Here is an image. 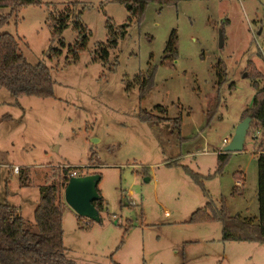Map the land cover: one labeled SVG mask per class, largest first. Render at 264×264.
Masks as SVG:
<instances>
[{"label":"rangeland","instance_id":"obj_1","mask_svg":"<svg viewBox=\"0 0 264 264\" xmlns=\"http://www.w3.org/2000/svg\"><path fill=\"white\" fill-rule=\"evenodd\" d=\"M77 1L91 32L77 56L76 16L55 40L48 20L75 0L25 6L0 28L55 79V97L0 88V203L17 205L36 230L41 186L61 182L64 167H77L102 175L106 206L94 221L66 202L64 242L79 264H264V242L226 241L219 220L190 222L196 210L212 200L220 207L223 198L233 215L259 220L263 131L253 120L245 148L215 172L225 140L253 103L252 75L264 86V0L150 1L106 60L98 49L109 38L108 20L119 30L129 11L111 0ZM8 11L0 7V15ZM173 36L177 54L166 58ZM138 75L152 77L145 97ZM142 109L169 119L152 124ZM26 176L29 185H22Z\"/></svg>","mask_w":264,"mask_h":264},{"label":"trees","instance_id":"obj_2","mask_svg":"<svg viewBox=\"0 0 264 264\" xmlns=\"http://www.w3.org/2000/svg\"><path fill=\"white\" fill-rule=\"evenodd\" d=\"M123 4L129 11V19L120 25L116 30L114 24L108 20L109 38L107 42L101 43L98 49L99 57L106 60L109 57L110 49L117 47L118 39L124 38L128 28L134 19L141 18L146 6L150 1L160 5L176 4L182 0H111ZM42 0H0V7H9V11L0 15V28L7 25L14 14H18L22 8L28 5H40ZM72 3V2H71ZM69 4L60 12H51L49 16L50 26L54 30L53 40L62 34L69 26L71 18L75 28L80 31V37L74 47L75 55L85 49L91 32L82 22L81 14L76 12L78 1ZM177 54L176 38L173 36L166 48V58H175ZM115 64V63H114ZM115 69V68H114ZM250 74L249 76H251ZM260 75L253 76L254 87L257 89L253 103L246 108L242 120L252 116L255 122V130L262 129L259 143L258 164V197L260 217L258 222L241 217L239 214H232L226 206L225 199L217 207L214 201L208 202L204 207L196 210L190 222L221 221L223 224V239L226 241H258L264 242V86L259 83ZM140 86L142 97H145L152 86V77L138 75L134 79ZM55 79L50 68L44 63H33L28 60L21 51L20 42L10 32L0 33V88H7L15 94H27L36 97H55ZM157 111L165 109L162 105L156 107ZM142 119L159 125L169 118L160 115L158 112L142 109ZM177 119V118H176ZM175 120V119H174ZM177 123V120H175ZM257 134V133H256ZM231 152H222L218 156V166L215 174L222 172L228 155ZM178 164L169 162L168 165ZM192 178L202 181L200 174L187 165H182ZM81 168L64 167L59 183H46L41 186V197L35 209V221L37 229L30 228L25 217L17 205L9 202L0 203V264H79L67 255V248L64 242V214L66 210L65 188L71 176L76 172L82 174ZM22 172V171H21ZM60 173V171H59ZM87 174H91L88 172ZM238 176V175H237ZM209 177H212L209 176ZM236 179H241L236 177ZM22 185H29L26 176L22 178ZM100 198L94 201L95 206L101 212L105 209V198L98 187ZM237 185L233 193L239 191ZM81 216V215H80Z\"/></svg>","mask_w":264,"mask_h":264},{"label":"water","instance_id":"obj_3","mask_svg":"<svg viewBox=\"0 0 264 264\" xmlns=\"http://www.w3.org/2000/svg\"><path fill=\"white\" fill-rule=\"evenodd\" d=\"M252 116H247L237 125L235 134L226 144L225 152L242 151L251 125ZM102 179L100 173L86 175H73L65 188L66 202L81 216L94 221H101L100 211L94 201L100 198L99 183Z\"/></svg>","mask_w":264,"mask_h":264},{"label":"built area","instance_id":"obj_4","mask_svg":"<svg viewBox=\"0 0 264 264\" xmlns=\"http://www.w3.org/2000/svg\"><path fill=\"white\" fill-rule=\"evenodd\" d=\"M225 142L227 143L228 142V139L227 140H225ZM14 170L16 171V172H19V167L18 166H16L15 168H14ZM74 175H77L76 174V172H74ZM241 183L243 184V181H241ZM170 214V212L169 211H167V215H169Z\"/></svg>","mask_w":264,"mask_h":264},{"label":"crops","instance_id":"obj_5","mask_svg":"<svg viewBox=\"0 0 264 264\" xmlns=\"http://www.w3.org/2000/svg\"><path fill=\"white\" fill-rule=\"evenodd\" d=\"M228 140H230V139H228ZM239 191H240V189H239Z\"/></svg>","mask_w":264,"mask_h":264}]
</instances>
